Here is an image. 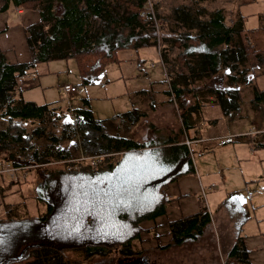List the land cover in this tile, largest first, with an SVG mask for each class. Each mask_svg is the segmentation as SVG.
I'll list each match as a JSON object with an SVG mask.
<instances>
[{
    "label": "trees",
    "instance_id": "1",
    "mask_svg": "<svg viewBox=\"0 0 264 264\" xmlns=\"http://www.w3.org/2000/svg\"><path fill=\"white\" fill-rule=\"evenodd\" d=\"M10 3L39 11L41 19L25 29L29 63L9 64L0 51V122H6L0 129V160L24 166L12 147L22 148L42 138L50 145L33 152L35 166L67 161L69 154L56 146L84 133L80 148L105 155L106 161L96 172L88 166L70 169L67 163L64 168L39 170L35 190L45 211L39 216L0 220V264H66L62 253L76 249L86 257L94 252L117 251L124 257L139 254L134 248L141 224L163 215L172 201L166 196L167 187L195 172L190 150L176 138L137 142L110 136L93 117L87 99L80 108H67L74 120L60 135L46 134L44 125L62 113L63 107L59 102L37 105L23 100L17 79L38 63L73 58L80 84L88 86L107 65L119 62L118 52L172 42L183 49L177 57L182 72L173 78L169 68L166 73L171 85L168 93L175 101L184 93L174 87L176 80L212 75L221 68L230 70L232 80L253 71H257L254 77L264 75V26L243 30L241 25H225L221 10L202 17L198 11L174 9L172 21L182 32L175 38L162 37L158 44L155 26L161 22L152 7L145 13L147 0H4L0 11ZM164 53L160 49L166 65ZM182 56L197 60V66L187 60L182 65ZM214 94L224 114L239 108L236 91ZM263 98L264 90L255 92L257 102L264 103ZM141 116L131 111L120 118L134 123ZM180 119L186 131L183 114ZM25 123L37 126L28 133ZM116 154L119 157L112 162ZM209 223V212L202 206L196 216L170 224V245L197 238ZM224 264H250L239 237Z\"/></svg>",
    "mask_w": 264,
    "mask_h": 264
},
{
    "label": "crops",
    "instance_id": "2",
    "mask_svg": "<svg viewBox=\"0 0 264 264\" xmlns=\"http://www.w3.org/2000/svg\"><path fill=\"white\" fill-rule=\"evenodd\" d=\"M3 2L4 0H0V4ZM236 6L235 13L237 12L236 15L238 14L239 17L232 19V24H225L223 17L225 25L237 24L241 25L243 30H248L264 23V0H239ZM217 10H221L224 15L221 8ZM195 11L205 14L203 9ZM40 19L39 11L15 7L12 3L7 10L0 11V51L6 62L17 65L31 61L25 29L37 24ZM246 23L251 24L244 27ZM168 44L163 48L166 54L164 59L173 78L177 73L179 74V71L182 72V67L180 65L178 67L177 57L182 54L183 49L178 45H172V42ZM127 51L118 52L119 62L111 64L113 68L122 67L123 70L124 68L129 70L128 74L122 72L116 81L121 82L117 97L125 100V108L116 112L111 118L96 119L102 122L106 134L135 140L136 138L130 135L129 126L137 125L142 127L145 135L150 136L149 141L159 138L178 139L182 132V123L180 119L177 125L174 104L172 105L176 102L188 126L185 133L191 143L193 141L197 145L205 143L204 151L207 153L205 155L214 152L221 155L225 150H230L231 165L234 169L230 180L226 171L227 165L218 160L213 172L216 170L220 172L221 189L212 192L207 186L204 198L200 196L201 186H204L202 179L210 171L204 170L203 166L196 162L194 174L183 176L170 184L166 196L172 200L171 204L163 215L141 224L142 232L137 244L140 249L137 250L139 254L136 256L141 254L145 256H142L147 260L146 262L143 260L144 264L148 261V264H224L229 251L239 237L248 252L250 264H264V164L257 171L242 169L244 162H250L249 154L246 153L245 157L239 154L240 145L241 148H248L252 155H256V151L264 148V103L254 99L255 92L264 88L253 87L255 80L249 76L251 72L232 80L230 75L233 74L230 70L221 68L212 75L196 76L193 80L188 78L186 81L176 80L174 87L177 90H184V93L174 101L168 93L171 85L170 78L167 79L165 75V69L162 67L158 73H146L142 68L143 63L135 55L122 58L128 53ZM180 60L182 65L185 60L191 66L198 64L197 60L189 56H182ZM40 66L39 63L36 64L26 76L17 79L21 92L36 87V84L30 82L34 80L35 75H38L41 85L44 83L42 78L49 72L42 73L43 68ZM107 71L100 76L101 83L108 82ZM127 76L131 78L128 79ZM94 83L98 84V79L92 84ZM215 91L225 93L236 91L239 95V108L224 114L217 104ZM131 111L142 114L141 118L134 123L120 118ZM154 119L160 120L163 125L158 121L154 122ZM206 126L208 129L206 128L207 130L202 133L201 129ZM240 131L243 132L239 133ZM225 200H230L228 201L230 206L223 210L221 208ZM202 206L209 209L210 216V223L204 227L202 234L195 239H187L179 245H170L172 237L170 224L196 216ZM210 207L215 210L221 209L220 218L215 220ZM229 213L234 215L232 219ZM216 221L224 224L225 235L220 226L218 229Z\"/></svg>",
    "mask_w": 264,
    "mask_h": 264
},
{
    "label": "rangeland",
    "instance_id": "3",
    "mask_svg": "<svg viewBox=\"0 0 264 264\" xmlns=\"http://www.w3.org/2000/svg\"><path fill=\"white\" fill-rule=\"evenodd\" d=\"M238 3L239 0H147V9L145 13L149 12L148 7H152L155 11V16L158 19L157 21L161 22V24H158L159 26H155L158 41L162 37L174 38L179 35L180 32H182V28L174 25V22L172 21V13L174 9L186 8L191 10L192 12L197 9H203L205 14L202 15V17H208V14L221 8L224 11L223 17L225 18V24H232V19L239 17L238 14L236 15L237 12L235 13V9L237 7L236 5ZM250 24L251 23H246L244 27ZM260 25L264 26V23H261ZM160 43L161 42L158 41V44ZM164 47L165 46L163 45H158V47L149 46L140 48L137 50V52H135L134 50H129L127 51L128 53H126V55L122 58H125L128 55H135V57L139 58L143 63L142 68L144 69V72L149 74L158 73L160 70H162L163 67L165 69L164 72L166 75L167 68L169 66L163 63L160 56V49ZM39 64L41 65L40 67L43 68V70L41 71L42 73L49 72L48 75L42 78V81L45 83V85H43L44 83H42L41 85V81L38 79V75H35V78H33L34 80L30 82L36 84V87H33V89L26 92L22 91L21 95L23 100H31L37 105L53 104L59 102L63 107L62 113L57 114V116H51L49 118V122L44 125L46 134L50 133L56 136L60 135L65 125L68 123H72L74 120V117L69 112H67V108H80L82 99L89 100L90 110L93 117L97 120L111 118L115 115L116 112L124 110L125 100L121 97H117V95L119 94V85L121 84V82L116 81L118 80L117 78L121 76L122 72L123 74H128L129 70L127 68H124V70L122 67L113 68L114 66H111V64H109L104 68V72L102 71L97 77L99 81L98 84L94 83L89 86H82L80 84V77L75 59L72 58L69 60H53ZM106 71L108 82L101 83L102 78H100V76ZM254 73H257V71L249 73V76L253 77L252 79L255 80L253 87L256 89H263L264 75L254 77ZM127 78L130 79L131 77L127 76ZM64 85H70L74 88L76 87V92L73 94L63 93L62 87ZM173 104L177 117V125H179V120L181 117L180 114L182 113V111L180 106L176 104V102H173L172 105ZM156 121H158L159 124L163 125L160 120L154 119V122ZM5 123L6 122L4 121L0 122V129L5 125ZM36 126L37 124H24V127L27 129L28 133L31 132ZM206 128L208 129L207 126L203 127L201 129V132L204 133L207 130ZM129 130L130 135L136 138L135 141L137 142L150 140V136L145 135V133L142 131V127L140 126H129ZM181 130L182 132H180L179 136L183 135V133L186 134V131L184 129ZM241 132L243 131H240L239 133ZM67 135L69 137L71 135L69 129L67 130ZM78 135L79 136L72 139L63 140L60 142L59 146H56L58 149L67 152L69 154V157L71 158L67 161L58 163L51 161L48 164H42L40 166H35L32 163L33 152L37 150V148L43 149L44 146L50 145V142L45 139H32L30 140L29 145H24L22 148L21 146L12 147V151L16 153L20 164L29 166L30 168L23 170L24 173L21 172L20 174H18L16 176L18 178L15 177L11 179L8 175H0V220L21 219L24 217L26 218L39 216L44 213L45 206L37 199V193L35 190L38 181H40L39 170H41L42 168L55 167L60 169L62 167L64 168V163H67L68 165H72L71 167H69L70 169H80L84 166H88L93 172H96L101 167H104L106 156L89 154L83 151L80 148L79 143L80 140L84 137V133H79ZM178 144L183 145L179 142ZM186 147L190 150V155L194 165L196 162V164L203 166L204 170L210 171V173L205 174L202 179V184L204 185L205 189L211 184H214L216 186L215 189H212V192H216L217 190L221 189L222 179L220 172L216 169V171L213 172L214 168H216L218 160L222 164L227 165L228 168L226 171L228 172L229 179L231 180V173L234 171V169L231 165L232 155L230 150H225L221 155H219L218 153L216 154V152L205 155L207 154L204 151L205 143L197 145L193 141L190 144V147ZM246 153L249 154L250 162H244L241 168H247L250 171H257L258 169H261L264 164V148L256 151V155H252L248 148H241L240 145L239 154L245 157ZM96 156H99L98 159H100V161L98 165L95 164L96 166L93 167L94 165H92L91 163L96 162V159H92V157ZM118 157V154H116L111 161L116 162ZM228 201L230 200H225V202L223 201L221 209H228V206H230V203ZM221 209L215 210L210 207V212L214 214L215 220L220 218L219 210ZM228 215L231 219L234 216L231 213H229ZM216 222L218 229L220 226L225 235L226 232L224 230L226 229L224 227V224L220 223L219 221ZM138 247L139 246L136 245L134 251L139 250L140 248L138 249ZM142 256L143 255L141 254L138 256L134 255L131 257H124L122 256V253L112 251L107 254L94 252L91 254V256L86 257L85 253L82 250L76 249L64 251L62 253V262L66 264H144V261L146 262L147 260L143 258L145 256Z\"/></svg>",
    "mask_w": 264,
    "mask_h": 264
},
{
    "label": "built area",
    "instance_id": "4",
    "mask_svg": "<svg viewBox=\"0 0 264 264\" xmlns=\"http://www.w3.org/2000/svg\"><path fill=\"white\" fill-rule=\"evenodd\" d=\"M148 9L150 11L151 7H148ZM62 91H63V93H66V94H73L76 92V89L70 85H64L62 87ZM177 142H179L180 144L186 145L188 147H190V144H191V141L188 139V137L184 133H183V135L179 136V138L177 139ZM98 158H99V156L92 157V159H96V162L91 163L92 165H94L93 167H95L96 165L99 164L100 159H98ZM23 170H25V168H23L22 166H15L8 161H0V175H2V176L8 175L11 179H13L18 174L23 172ZM16 178H18V177H16ZM215 188H216V186L214 184H211L208 186L209 190H212ZM205 190L206 189L204 188V186H201L200 196L203 198L205 197Z\"/></svg>",
    "mask_w": 264,
    "mask_h": 264
},
{
    "label": "bare ground",
    "instance_id": "5",
    "mask_svg": "<svg viewBox=\"0 0 264 264\" xmlns=\"http://www.w3.org/2000/svg\"><path fill=\"white\" fill-rule=\"evenodd\" d=\"M0 161H5V160H0ZM22 167L25 168V170L30 168L29 166H22Z\"/></svg>",
    "mask_w": 264,
    "mask_h": 264
}]
</instances>
